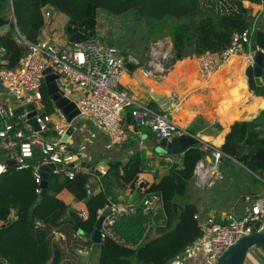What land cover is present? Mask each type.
I'll list each match as a JSON object with an SVG mask.
<instances>
[{
  "label": "trees",
  "instance_id": "trees-1",
  "mask_svg": "<svg viewBox=\"0 0 264 264\" xmlns=\"http://www.w3.org/2000/svg\"><path fill=\"white\" fill-rule=\"evenodd\" d=\"M1 1L0 30L4 28L7 30L0 32L2 49L0 70L14 69L19 66L28 52L21 38V35L24 38L28 35L21 31L18 21H14L10 16L14 8L12 0ZM81 1L84 3L83 19L81 21L70 19L65 25L68 43L100 40L101 43L115 46L99 36L100 11L115 17L131 15L145 24L148 37L164 33L166 27L170 29L173 57L168 65L169 70H172L178 61L190 57L199 59L209 54L214 60L215 71L224 64L223 53L231 46L235 34H241L246 30L253 31L255 28V18L245 2L251 4L264 2V0ZM37 4L45 7L48 1L40 0ZM139 61L140 65L136 70H144L148 73L151 70L150 66L146 64L143 68L144 61L142 59ZM185 62H178L176 67ZM157 78L161 83V78L159 76ZM41 95L42 99L48 98L45 85L42 87ZM255 95L264 97V89H257ZM150 108L159 111L155 103ZM126 111L130 112V109ZM45 113L53 114L49 109ZM258 126V120L236 122L232 125L231 132L221 147V150L229 157L227 168L235 165L233 161H237L245 166L249 171H247L248 174L262 177L264 174V132L258 130ZM216 128L219 131L222 130L219 125H216ZM189 133L196 135L194 132ZM70 149L73 152V148ZM204 155L199 145L193 146L184 152L179 165L172 172L170 169L173 164L162 162L161 165L165 169L156 172L151 182H145L137 199L140 200L145 193H161L165 200L166 224L162 228L156 227V238H147L136 250L121 247L109 240L104 241L100 246L94 245L91 240L80 239L75 234L80 232L84 236V234L93 233L99 218V210L106 206L109 197L117 199L120 193L126 191L130 196L135 193L139 186L140 176L149 169V158L146 152H136L130 157V163L126 166L122 161L109 162V169L100 176L96 185L90 184L94 175L93 170L80 172L73 180L67 178L61 171L53 172L50 175L47 196L38 204H45L49 200L53 202L57 199L52 210L42 219L41 227L37 228L33 222V215L38 208L34 211L32 208L31 218L26 215L24 206L6 205L0 210V220L5 223V226H0V264H13L11 257L6 255L2 248L13 236L12 228L15 222L9 218L12 209L15 208L18 211V220H29V232L38 244L46 246L47 259L43 264H85V260L79 254V251L85 249L92 251V258L95 255L98 256L97 264H171L176 257L184 254L190 246L204 236V227L199 225L198 220L200 208L194 202L183 201L193 185L191 180L194 177L196 164ZM41 161L42 156L37 153L32 163L37 164ZM22 173L29 174L34 180L32 171L20 172L10 168L6 174L10 177L13 174ZM6 174L0 178V183ZM88 187L93 192L92 196L87 194ZM35 190L36 184L32 195L36 199V204L39 197L36 196ZM63 191L71 193L76 201L85 202L88 218L81 227L76 226L68 216L69 206L58 198ZM205 211L208 213L210 209H205ZM215 216L214 223H223L220 214ZM148 221L149 219L143 215L142 211H139L134 216L121 219L116 224V230L128 242L137 244L146 232L145 224ZM57 233H62L65 240L56 242ZM67 258L70 260L66 261Z\"/></svg>",
  "mask_w": 264,
  "mask_h": 264
},
{
  "label": "built area",
  "instance_id": "built-area-1",
  "mask_svg": "<svg viewBox=\"0 0 264 264\" xmlns=\"http://www.w3.org/2000/svg\"><path fill=\"white\" fill-rule=\"evenodd\" d=\"M255 35V28L253 31L246 30L235 34L231 46L223 53L224 62L244 46L252 48ZM21 38L28 48L27 54L18 67L0 70V178L10 167L20 172L32 171L36 184L35 194L40 197V166L60 165L61 169L54 172L61 171L70 180L85 170L76 163L80 158L62 141L70 127L66 118L56 109L53 102L57 112L55 115L45 113V107L40 104L41 90L45 85L44 71L49 67L58 76L55 81L59 92L75 102L79 118L91 122L108 137L113 146L125 143L130 138L123 127V116L127 109H130L129 115L133 125L151 131L157 139L171 141L175 137L189 134L165 111H155L129 97V92L123 85V76L128 72L127 63L136 67L140 65V61L132 53H125L116 46L94 40L55 45L45 41L30 42L24 37ZM157 55L159 53L155 54ZM148 65L151 70L157 72L155 75L160 72L168 73L167 69L165 71L166 67L155 60ZM198 68L201 76L207 80L216 73L214 60L209 54L198 59ZM5 89L8 93H5ZM10 96L15 100L12 101ZM27 104H35L39 132L34 131L27 123L25 115L17 117L14 114L16 109ZM41 133L46 136L43 137ZM200 143L205 155L196 164L193 184L199 189H207L224 180V160L229 157L221 150V146L209 141L200 140ZM37 153L42 156V161L33 164L32 160ZM168 161L172 163V159L168 158ZM87 194L93 195L89 187ZM106 208H110L111 212L102 221L103 240L112 241L127 249L136 250L151 237L150 233L157 229L156 227L162 228L166 224L165 200L161 193H145L140 200L132 204L124 198L109 197L106 206L99 210V216ZM139 211H142L149 221L145 224L146 232L143 238L134 244L118 233L116 224ZM81 216L83 219L87 218L85 212L81 213ZM220 216L223 223H214L216 216L213 217L204 226V236L184 254L176 257L171 264H183L185 259L188 261L196 255H206L207 264H217L221 256L241 238L264 234V196L248 199V207L243 216L231 213H221ZM76 236L85 238L80 232H77ZM62 240H65V236L57 233L56 241Z\"/></svg>",
  "mask_w": 264,
  "mask_h": 264
},
{
  "label": "crops",
  "instance_id": "crops-1",
  "mask_svg": "<svg viewBox=\"0 0 264 264\" xmlns=\"http://www.w3.org/2000/svg\"><path fill=\"white\" fill-rule=\"evenodd\" d=\"M245 5L249 8L251 15L255 18L256 33L264 32V2L261 4L245 2ZM66 43L58 45H65ZM258 50L257 46L254 45L253 39L252 48L247 46L241 48L238 53L234 55L236 57L224 66H221L209 81H205L203 80V77H201L198 68V59H195L194 57L178 61L186 62L180 63L176 67L177 62L173 67V70L168 73L165 80L161 81V83L158 82L160 79L155 77L156 75H151V78L157 83V85L166 88L173 93L172 99L174 102H179V97L176 95V92L181 94L184 106L189 111V115L192 116V120L187 127L180 126L182 129L186 130L188 133H196L195 136H197L199 140L209 141L222 147L226 141L227 135L231 132L232 125L236 122L258 120L259 126L257 129L264 132V97H256L255 93H252L245 76V68L253 63L254 55ZM145 66L146 64H143V68H145ZM136 72H141L146 76L150 75L144 70H128L123 77L124 88L129 91V95L138 103L149 107L155 103L159 110L163 111L160 105L151 99L149 93L146 92L137 81L133 74ZM261 89H264V87ZM176 99H178V101ZM234 110L249 111L250 116L235 120L229 125H225L219 116L224 112H232ZM129 113V111H126L123 116V127H125L124 129L130 135L127 142H131V145L134 144L135 146L132 150L121 152L122 148L116 149L111 145L110 140L106 135L100 132L91 122L82 118H79L73 123L76 131L73 134L70 144L73 146V153L76 154L78 158H82L87 163L98 161L99 165L91 170H93L94 173L95 169H97L101 171L103 175L109 169V162L116 160L122 161L126 166L130 163V157L136 152H146L149 158V170H146L140 176L139 184L141 182H151L156 172L165 169V167L161 165L162 162L170 163L168 161V158L170 157L158 153L159 145L155 135L147 129L135 127L132 123L131 117H126V114L129 115ZM55 114H57L56 111L52 115ZM216 125H219L222 130L219 131L216 128ZM220 139H222V142L217 144L216 142ZM198 145L200 150H202L200 142ZM183 154L184 153L180 155L177 162L178 165ZM104 162L106 163V166L101 165V163ZM233 162L235 163V168L233 169L234 172H232V188L227 190V192L223 194L224 196L221 195L222 192L219 190V185H223L229 181L230 172L227 170L228 163H224L225 178L223 181H220L207 189H199L192 182L193 185L190 187L184 200L186 201L187 198L190 200L189 202L196 203L201 211H205V209L215 211V215L231 213L236 216H243L248 207V199H256L264 196V186L262 185L258 190L251 189L249 192L247 188L250 186V179H252L250 174H248L249 171L239 162ZM174 163L175 160L172 159V163L170 164ZM85 171L89 170L85 169L84 172ZM99 178L100 177L94 174L93 178L90 180V184H98ZM27 179L28 177L19 174H13L10 177L6 174L4 180L0 183V198L15 199L17 201V204L15 205L24 206L26 215L31 218L30 213L36 199L33 198V194L29 193L30 189L25 186ZM262 179L264 181V178ZM132 196L126 191L120 193L118 198H124L129 201ZM218 196H222V200H216ZM137 197L135 198V201L139 200ZM58 198L66 203L70 209H73L80 215L85 212L88 218V211L85 202L76 201L73 195L68 191H63ZM56 199L51 203L46 202L45 204H38V209L33 215V222L37 228L42 226V219L50 210H52ZM219 201H223L224 206L219 207V211H217L215 204ZM11 212L9 219L15 222L12 228L13 236L2 248V251L11 257L13 264H43L47 259L46 246L38 244L36 239L29 232V220H18L17 208L12 209ZM86 219H84V221ZM0 226H5V223L1 220ZM150 236L151 239L156 238V230H153L150 233ZM254 249L262 251L257 247ZM251 251L253 250L248 251L246 259H248ZM79 254L85 260V264H97L98 256L95 255L92 258V251H89V249L79 251ZM206 259V255H196L188 261L185 259L183 264H207L208 261L206 263ZM68 260L70 259L67 258L66 261ZM252 263L256 264L253 260Z\"/></svg>",
  "mask_w": 264,
  "mask_h": 264
},
{
  "label": "rangeland",
  "instance_id": "rangeland-1",
  "mask_svg": "<svg viewBox=\"0 0 264 264\" xmlns=\"http://www.w3.org/2000/svg\"><path fill=\"white\" fill-rule=\"evenodd\" d=\"M47 1L48 5L41 7L37 4V2H40V0H12V4L14 3V13L12 9L10 16L12 19H14V21H18V26L21 28V31H24L28 35L26 39H28L30 42L45 41L55 45L64 44L67 42L65 25L70 19L77 21H81L83 19L84 3L81 0ZM100 12L99 36L101 38L105 39L107 42L110 41V43H113L117 48L126 53H132L137 57L138 60L142 59L144 64H152L153 60L161 63L164 67H166L165 71L167 69L169 73L168 65L170 64V59L173 57V45L171 41L170 29L168 27L165 29L166 33L161 32L154 36L148 37L145 24L136 20L133 16L127 15L115 17L108 15L104 11ZM48 13H50V16H48ZM6 30L7 29L4 28L0 30V32H5ZM21 37L23 36L21 35ZM156 53H159V55L155 56ZM155 73L157 72L150 70L149 74L155 75ZM163 73L164 72H160L159 74H162V76L157 74L155 77L159 76L161 80L164 81L168 73ZM203 80L209 81L210 79L207 80L203 78ZM40 97V104L45 107V111L49 109L52 111V113H55L56 110L52 104V101L49 100V97L47 99H42L41 94ZM176 100L178 101V99ZM126 117L129 118L130 116L126 114ZM134 147L135 146L133 144L125 149H121V152L132 150ZM234 168V165H231L229 168H227L230 172L229 181L223 185H219V190L222 192L221 195L225 194L227 190L232 188V172H234ZM148 170L149 169H147V171ZM19 175L28 177L25 186L30 189L29 193L33 194L35 184L32 177L27 173H22ZM250 176L252 179H250V186L247 188L249 192L251 189L258 190L259 187L262 185L264 186V181L262 179L264 178V174L262 177L255 174H250ZM49 199H47V201ZM220 199L222 200V196H218L216 200ZM183 201L189 202L190 200L186 198V201ZM49 202H52V200H49ZM15 204H17V201L13 198H0V210H2L6 205L11 206ZM215 206L217 207V211H219L218 208L224 206V202H216ZM254 248L256 247H252L250 249L253 251H251V254L249 255L248 259L245 260L244 264H253L252 260L256 264H264V251H258Z\"/></svg>",
  "mask_w": 264,
  "mask_h": 264
},
{
  "label": "water",
  "instance_id": "water-1",
  "mask_svg": "<svg viewBox=\"0 0 264 264\" xmlns=\"http://www.w3.org/2000/svg\"><path fill=\"white\" fill-rule=\"evenodd\" d=\"M1 10L2 1L0 0V12ZM254 45H256L259 50L254 55L253 63L249 64L245 68V76L248 80V85L253 94L257 89H261L264 87V32L256 33L254 38ZM127 68L129 71H133L136 69V66L134 64L127 63ZM44 75L46 92L50 101L54 103L56 109L61 112V114L66 118L67 123L70 124V127L68 128L66 134L62 137V141L66 143L69 148H73V146L70 144V141L72 140L73 134L76 131V128L73 123L79 119V110L75 102H72L69 98L64 97L63 94L59 92L55 81L58 76L54 74L53 69L51 67L47 68L44 71ZM4 91L5 93H8L7 89H5ZM10 97L12 101L15 100L14 97ZM14 114L17 117H22L25 115L27 123L34 129V131H40V126L38 125L36 120L38 112L35 110V104H27L23 107H20L14 111ZM41 135L43 137L46 136L45 133H41ZM157 141L159 145L158 153L160 155L167 156L170 157V159L175 160V163L171 167L170 172H172L173 169L178 166L177 162L180 158V155L187 151L189 148L198 145L200 142L199 138L191 133L175 137L171 141H168L167 139H157ZM129 145H131V142H125L121 144L117 143L114 145V147L116 149H125ZM228 160L229 158H226L224 160V163L227 164ZM76 163L80 164L81 167L86 170H91L92 168L97 167V165L99 164L98 161H95L93 163H87L82 158L78 159ZM101 165L106 166V163H101ZM58 169H61L60 165L47 164L40 166L39 173L42 178V193L39 199L37 200V203L34 205L33 211L37 208L38 203H40L41 200L47 196L50 175ZM94 174L98 177L103 175L102 172L97 169H95ZM191 181L194 182V178H192ZM144 185L145 184L143 182L139 184L137 190L129 199L130 204L135 201V198L143 189ZM110 212V208L105 209L104 213L99 216L95 224L93 233L84 234L86 239L91 240L94 244L98 246L104 243V240L101 235V225L104 217ZM68 216L76 224V226L81 227L83 225V217L73 209L68 210ZM213 217H215V211H210L208 213L205 211H200L198 215L199 225L201 227L206 226ZM252 247H257L264 251V234H253L241 238L233 247H231L227 252H225L221 256L217 264H244L247 258L248 251Z\"/></svg>",
  "mask_w": 264,
  "mask_h": 264
},
{
  "label": "bare ground",
  "instance_id": "bare-ground-1",
  "mask_svg": "<svg viewBox=\"0 0 264 264\" xmlns=\"http://www.w3.org/2000/svg\"><path fill=\"white\" fill-rule=\"evenodd\" d=\"M235 57L236 56L234 55L230 56L222 66L227 64L230 60H232ZM133 74L137 79V81L141 84L142 88L149 93L151 99L156 101L163 109V111L169 114L179 126L187 127L190 124L192 120V116L189 115V111L184 106V102L179 92H176V95L179 97V102H174L172 99L173 93L170 90H167L166 88L157 85V83L154 80H152L151 75L146 76L141 72H136ZM213 76L211 77V79L213 78ZM129 97L132 98L130 95ZM248 116H250L249 111L234 110L232 112H224L219 117L225 125H229L235 120L243 119L244 117H248ZM220 142H222V139L218 140L216 143L219 144Z\"/></svg>",
  "mask_w": 264,
  "mask_h": 264
}]
</instances>
